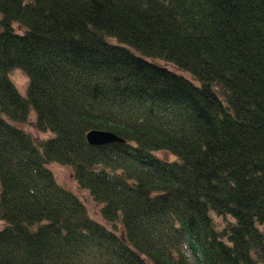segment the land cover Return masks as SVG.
Returning a JSON list of instances; mask_svg holds the SVG:
<instances>
[{"label":"trees","instance_id":"trees-1","mask_svg":"<svg viewBox=\"0 0 264 264\" xmlns=\"http://www.w3.org/2000/svg\"><path fill=\"white\" fill-rule=\"evenodd\" d=\"M0 222V264H264V0H0Z\"/></svg>","mask_w":264,"mask_h":264},{"label":"rangeland","instance_id":"rangeland-1","mask_svg":"<svg viewBox=\"0 0 264 264\" xmlns=\"http://www.w3.org/2000/svg\"><path fill=\"white\" fill-rule=\"evenodd\" d=\"M14 29L19 33V34H23V30L17 26L14 25L13 26ZM156 64L165 67L166 69L175 72L178 75H181L187 79H191L190 76H188L187 74L179 71L176 67H174L171 64L162 62V61H155ZM9 78L12 81V83L15 85V87L18 89L20 95H22L23 97L26 96V92H27V86H28V78L26 77V75L20 71V70H13L10 74H9ZM22 129H24L27 133H29L30 135H32L33 137L39 139V140H46V139H50L53 137L52 133H39L37 132L36 128H35V114L34 112L31 113V115L29 116V121L25 124L21 126ZM153 155L165 162H174L176 161V158L174 155L167 153V152H153ZM48 169L51 170V172L53 173L57 183L63 187L64 189L68 190L69 192L73 193L74 195H76L86 206L88 213L90 214L91 218H93V220L101 223L102 225H104L105 227H107L109 230L116 232L118 235L122 234V226L118 225L117 227H113L111 225L106 224L101 217L100 214V206H98L97 204H95L92 199L90 198L89 194L87 191L81 190L77 183L75 182L74 179V173L72 168L68 167V166H61L59 164H49L47 166ZM5 223L0 222V231L4 228ZM262 231L264 232V227L261 228Z\"/></svg>","mask_w":264,"mask_h":264},{"label":"water","instance_id":"water-1","mask_svg":"<svg viewBox=\"0 0 264 264\" xmlns=\"http://www.w3.org/2000/svg\"><path fill=\"white\" fill-rule=\"evenodd\" d=\"M88 144L99 147L110 144H124L125 141L111 132L92 130L86 135Z\"/></svg>","mask_w":264,"mask_h":264}]
</instances>
